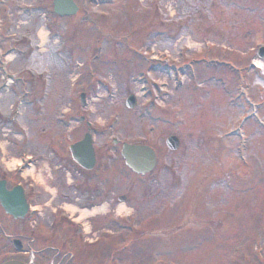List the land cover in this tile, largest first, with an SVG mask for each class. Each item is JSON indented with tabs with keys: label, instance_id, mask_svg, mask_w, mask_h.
Here are the masks:
<instances>
[{
	"label": "rangeland",
	"instance_id": "374dc122",
	"mask_svg": "<svg viewBox=\"0 0 264 264\" xmlns=\"http://www.w3.org/2000/svg\"><path fill=\"white\" fill-rule=\"evenodd\" d=\"M82 10L63 19L50 14L47 20L31 16L32 12H14V17L6 20L21 24L16 41L7 39L6 31L2 36L3 50L16 45L23 51L13 69L26 75V68H32L31 62L27 63V49L38 42L37 27L47 24L53 32L52 41L41 55V64L39 60L36 64L41 71L50 70L53 97L62 98L66 86L69 88L66 99L59 103L57 98L55 117L50 115L53 112L36 116L29 111L23 117L29 142L19 140L21 124L0 116L1 128L7 125L16 131L13 136L0 130L4 155L10 158L29 150L28 154H39L46 162L41 163V170L15 175L26 187L32 206L39 209L31 212L27 222L36 220L38 232L51 234L53 220L64 221L58 203L85 206L105 196L116 203L120 195H126L129 201L119 210L122 207L131 216L121 223H108L102 217L99 221L88 219L92 212H80L81 221L88 222L87 230L92 224L96 230L119 228L114 246H108L117 252L101 256L98 264H264V128L255 118L246 121L243 150L239 148L241 139L227 133L250 111L247 98L261 104L264 120V58L258 56L264 46V0H145L139 4L105 0L97 5L82 2ZM66 45L72 49L70 54L63 48L70 58L54 57V46ZM150 53L158 56L157 63L150 61ZM164 53L170 55L171 62L159 56ZM213 57L232 60L237 70L203 60L192 63L194 74L188 72L192 59ZM175 65L180 71H175ZM179 72L185 74V81L175 87L173 79ZM82 92L87 100L84 107L79 98ZM130 95L137 99L133 108L126 105ZM51 105L50 98L44 106ZM59 108L65 109L64 113L58 114ZM80 115L94 129L100 157V169L89 180L83 171L76 173L69 155L64 159L57 151L53 159L48 153L49 145L67 153L68 141L78 140L87 131ZM43 127L48 131H42ZM170 134L181 139L177 151L165 144ZM124 142L153 146L158 155L155 169L145 176L134 174L120 154ZM54 160L57 167L51 176L48 162ZM37 176L39 184L31 179ZM94 184L100 186L97 192ZM164 210L166 216L162 217ZM72 227L78 228L80 237L73 241L82 245L78 261L88 263L84 251L88 236H83L79 226ZM144 230L148 235H142ZM5 233L10 237L5 242L0 239V262L15 253L13 238L29 244L35 237L29 223L13 220L1 211L0 235ZM59 234L61 241L69 232ZM42 242L36 239L30 246L41 250L46 246ZM104 243L102 237L99 244L88 248L100 252ZM50 254V250L41 251L35 261L45 263ZM93 257L96 264L98 257Z\"/></svg>",
	"mask_w": 264,
	"mask_h": 264
},
{
	"label": "water",
	"instance_id": "95a60500",
	"mask_svg": "<svg viewBox=\"0 0 264 264\" xmlns=\"http://www.w3.org/2000/svg\"><path fill=\"white\" fill-rule=\"evenodd\" d=\"M55 10L62 14H71L76 12L77 7L73 0H56ZM261 55H264L261 51ZM172 139H169V142ZM176 148L177 145H171ZM73 156L79 164L85 168H92L95 164V158L92 148L91 137L88 135L83 141L72 146ZM123 156L127 164L136 172L145 173L150 171L155 163V155L148 146H138L125 144L123 147ZM0 201L8 213L16 218L24 217L28 210V205L24 196L22 187H15L9 191L6 189V181H0ZM19 244V243H17ZM20 248V245H18ZM4 264H23L19 261H9Z\"/></svg>",
	"mask_w": 264,
	"mask_h": 264
}]
</instances>
